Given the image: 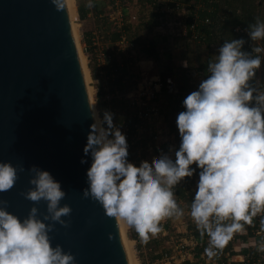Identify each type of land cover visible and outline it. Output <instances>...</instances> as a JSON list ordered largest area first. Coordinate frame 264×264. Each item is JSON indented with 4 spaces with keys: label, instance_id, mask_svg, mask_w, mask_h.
<instances>
[{
    "label": "clouds",
    "instance_id": "clouds-1",
    "mask_svg": "<svg viewBox=\"0 0 264 264\" xmlns=\"http://www.w3.org/2000/svg\"><path fill=\"white\" fill-rule=\"evenodd\" d=\"M51 3L57 10L64 8V0ZM86 6L93 7L94 0H87ZM246 33L251 41L264 40V20L257 17ZM245 43L241 37L219 45L207 75L183 99L184 110L176 116L178 148L161 152L151 164L133 166L114 114L105 110L100 115L95 103L89 105L93 123L82 151L91 162L82 196L147 241L161 231L162 220L184 216L175 189L196 173L187 208L197 229L208 237L204 251L209 258L257 216L264 231V89L256 83L264 62L258 54L264 47L246 51ZM24 171L23 165L0 161V193L10 190ZM27 172L30 187L21 193L33 202L27 215L17 217L6 210L8 202L0 200V264H76L74 255L59 244L53 246L50 238L53 222L68 224L62 219L72 211L68 204L61 205L65 191L49 171L31 165ZM41 201L46 212L38 214L36 204ZM257 250L264 252V241Z\"/></svg>",
    "mask_w": 264,
    "mask_h": 264
},
{
    "label": "water",
    "instance_id": "water-1",
    "mask_svg": "<svg viewBox=\"0 0 264 264\" xmlns=\"http://www.w3.org/2000/svg\"><path fill=\"white\" fill-rule=\"evenodd\" d=\"M89 105L66 1L57 10L51 0H0V161L25 168L0 200L26 216L33 204L21 195L30 187L27 169L47 170L66 193L61 205L72 209L62 217L66 227L53 222L52 245L76 264H128L118 220L82 196L91 162L82 151L93 123ZM36 207L46 212L44 201Z\"/></svg>",
    "mask_w": 264,
    "mask_h": 264
},
{
    "label": "crops",
    "instance_id": "crops-1",
    "mask_svg": "<svg viewBox=\"0 0 264 264\" xmlns=\"http://www.w3.org/2000/svg\"><path fill=\"white\" fill-rule=\"evenodd\" d=\"M102 2L104 3L101 4ZM74 5L76 17L75 21L78 26L79 36L83 49L88 56V68L93 81L96 83V103L98 114L102 115L103 111L105 110L112 112L114 114L113 122L121 127L129 121L131 111L129 107V97L126 94L124 95L123 91L119 90L116 87L117 84L114 83L116 80V72L113 73V69L111 67L112 65L110 63L112 61L106 62L104 64V72H100L101 69L99 68L96 61L97 48H101L102 50L113 54L112 49L115 51L117 43L112 41L110 32L106 29L107 24L102 17L103 12L109 6V3L107 2V0H94V6L89 8L86 6L87 0H74ZM187 8L190 13H194L197 15L198 20H201L199 19V16L200 12L203 9L208 13V16L212 11H214L212 7L205 8L201 3H198L196 7H194V9H190L189 7ZM208 16H205V18L209 19ZM211 23L212 22L209 19V23L202 24L210 27L211 29ZM146 24H148L149 26L148 30L150 32H154V28L157 25L156 15L150 13L149 18L145 20L143 27H146ZM125 26L130 27L126 38L131 41L134 38V27H132L128 23L125 24ZM198 26L200 25L197 24L195 32L199 36L198 40H201L197 42L188 39L187 42L181 41L179 45L185 44L189 45L188 47H190L191 45H206L205 41H207L210 36L208 37L209 34L201 33L200 31H198ZM96 43L98 44V46L96 45ZM251 44V48H254L256 46L264 47L262 43L258 45L253 42ZM258 55L264 57V52L259 53ZM140 64L141 62L135 63L136 69H139L138 66L140 67ZM185 64L187 66H184ZM181 65L184 66L183 68L187 71H191L193 69L192 65L188 64L186 61H181ZM157 66L161 68L158 63ZM259 70H262L264 72V62H262V66ZM257 83L260 88L264 87V74L263 76H259ZM193 87L194 86H192L189 91H182L179 96H176L177 100H181L180 103H177V101L173 102L174 97L166 95L164 92H161L157 95L156 101H159V98L161 96L163 97V105L162 108H159V113L161 112V115L158 114L157 117H153L150 120L149 125L152 130H154V125L159 123L158 121H156L159 116H161L162 120V115H167L168 110L170 109V105L176 103L175 107H180V105H182L183 99L191 91L194 90L192 89ZM106 93L112 95V99L110 101H105L102 98ZM174 119L176 120V117ZM154 120L156 121V123H154ZM168 128L167 139L163 142L164 144H161L166 152H169L170 148L173 150L178 148L180 142L176 123L171 124L170 126H168ZM148 142H150V140H148L146 144ZM134 150L135 147L132 148V154L130 153L128 155L129 160H134L132 158L134 154H136ZM197 180L198 177H196L194 185L191 186V190L193 192H195ZM177 202L181 207L185 209L184 216L182 218H166L165 221L160 222L161 231L156 235H150L147 241H144L140 236H138V234L134 230H130L127 228L125 229L127 238L132 245L136 264H169L165 259L166 256L180 258L178 261L171 262L170 264H181L183 262H187L188 264H225V262H227L229 259H231V261L238 259L239 257L236 256H239V253L245 252V249H240V243L246 242L249 236H251V229H248L249 225L245 226V230L235 233L232 238L225 244V246L217 251L216 256L209 258L204 251L209 244L208 238L201 240L194 237L192 230L194 228L197 229V227L188 214L187 205L182 201ZM192 239L195 244H190ZM260 242L262 241H258V244ZM180 244L184 245V248L182 250H178Z\"/></svg>",
    "mask_w": 264,
    "mask_h": 264
},
{
    "label": "built area",
    "instance_id": "built-area-1",
    "mask_svg": "<svg viewBox=\"0 0 264 264\" xmlns=\"http://www.w3.org/2000/svg\"><path fill=\"white\" fill-rule=\"evenodd\" d=\"M254 1L256 3H261L262 6H264V0ZM133 2L137 4L142 3L150 11V13L156 15L157 25L155 26L154 31H158L157 33L160 35L159 39H156L155 34L152 35L156 48L160 51H167L170 54H172V51L181 41L187 42L188 39L197 42L200 41L201 39L198 40L199 36L195 32V28L198 22H202L204 24L209 23L208 18H204L202 21L198 20L197 15L190 13L187 6L183 4L181 0H133ZM124 5H127V0H114L113 3L105 9L102 17L108 25L107 27L109 29L107 30L109 32L116 31L120 33V40L116 43L115 51H120L122 47H126V50L130 54L134 53L138 55L136 45L133 42H128L125 33H123V27L125 24H135L138 22L137 17L135 15L127 14L125 9H123ZM186 18L189 21H187ZM187 32H189L188 35L186 34ZM233 32L236 34H243L244 30L241 26H236L233 29ZM96 45L98 46L97 43ZM112 52H114L113 49ZM113 57L114 55L112 53H108L101 48H97L96 61L101 69L100 72H104V64L112 61ZM163 66L164 70L169 69L168 73L157 77L155 80L151 78L148 81H138L136 84L137 89L135 90L134 95H131V97L128 98L129 105L134 108V117L137 119V121L133 124H124L120 127L121 132L126 137L128 154L132 152L133 147H135L134 152L137 153L136 143L139 140L137 138V134L142 130H145L144 126H146V122H149L151 118L156 117L159 114V107L156 104L157 95L161 92H164L166 95L174 98L178 95L174 76L171 73L173 72V65L170 61L165 60ZM102 98L105 101H110L112 99V95L106 93ZM148 133L149 135L151 133L150 127ZM142 136L147 137L146 134H143ZM157 140L158 136L155 134L150 139L151 143L146 145V151L153 152V160L158 158L161 152H166ZM136 157L137 158L134 160H129L135 167L137 163L142 162L141 159H138V156ZM165 220L166 219L161 222ZM248 229H251V236H249L246 242L240 243V249H245V252L239 253V256H236L239 257L238 259L232 261L229 259L225 262V264H264V252L257 250L258 241H264V231L260 230V216L254 218L253 224L249 225ZM190 244H195L193 239ZM183 248L184 245L180 244L178 250H182ZM165 259L167 263L170 264L171 262H174V260L178 261L180 258L166 256Z\"/></svg>",
    "mask_w": 264,
    "mask_h": 264
},
{
    "label": "rangeland",
    "instance_id": "rangeland-1",
    "mask_svg": "<svg viewBox=\"0 0 264 264\" xmlns=\"http://www.w3.org/2000/svg\"><path fill=\"white\" fill-rule=\"evenodd\" d=\"M108 2V1H107ZM104 2H102L101 4H103ZM106 5V4H105ZM105 9V7H104ZM123 9H125V11L127 12V14L129 15H135L137 17V21L135 24L131 25L132 27H134V39H132L131 41L136 43V47L139 48L141 46V42L143 43L144 40H149L153 39L152 34L156 35V39H159V34L157 33L158 31H154L150 32L146 27H143V24L145 22V20H147L150 16V11L146 8L145 5L141 4H137L134 3L133 0H127V5H124ZM75 14H72V22L74 24V29L76 32V37H77V42H78V48L82 54L83 60H84V64L85 67L87 68V75H88V87L90 88V92H91V97L93 102L95 103V109L97 110V101H96V93H97V88H96V83L93 81L89 68H88V56L86 55V52L83 49L82 43H81V39L79 36V31H78V26L76 24L75 21ZM152 33V34H151ZM158 35V36H157ZM145 36V38H144ZM128 42H131L127 39ZM256 44H261L262 40H257V41H253ZM189 45H185V44H180L178 46H176V48L172 51V62L171 63L173 65V74H174V81L176 83L177 86V90H178V94H180L182 91H189L191 89L192 86H194L192 89H196L200 78H203L204 76H206V70H207V59L209 58L210 60L214 59V56L216 54L217 48L219 47V44H211V45H191L190 47H188ZM123 49V50H122ZM137 50V49H136ZM129 54V55H128ZM113 55L115 57V60L119 63H121L126 56H131L133 58V60H135V63H139L140 67L138 66L139 69L134 70V76L133 78L127 82L124 86V91L126 93V95H128V97H131V95L133 96L135 93V90L137 89V82L141 81V80H149V79H157V77H160L161 75H163L162 72H164V70H162L161 68H159L157 66L156 61L152 60V59H147L144 58L142 56L137 57V54H130L127 50L126 47H122L120 49V51H114ZM208 59V60H209ZM181 61H186L188 64L192 65V70L191 71H187L186 69H184L181 65ZM202 66V67H200ZM199 68H201V71H199ZM264 72L262 70L257 71L256 74V82H258L259 76H263ZM155 78V79H154ZM192 82H190V81ZM162 100L163 97L161 96L159 98V101H156V104L159 105V108H162ZM177 101V103H180L181 100H177V97L174 98L173 102ZM176 104V103H175ZM175 104L170 105V109L168 110L167 115H162L163 119L161 120V116H159V118L156 120L159 123H157L156 125H154V130H152V128L150 127L149 122H146L144 126L145 130H142L141 132H139L137 134V138L139 139L136 143V150L137 153L134 154V156L132 157L133 159H136L138 156V159H141L142 162L137 163V166H141L144 163H148L151 164L154 160L152 158L153 152L151 151H146V147L145 143L151 139V137L155 134H157L158 136V143L164 144L163 142L167 139V130L169 129L168 126H170L171 124H175V117L177 116V114L180 112V110H183V105H180V107L176 106ZM178 105V104H177ZM98 112V111H97ZM161 115V112L159 113ZM157 117V116H156ZM155 118V117H154ZM156 121L154 120V123H156ZM161 122V123H160ZM149 127L151 129V133L149 135L148 131H149ZM143 134H146L147 137L142 136ZM144 143V144H142ZM151 143V142H148ZM147 143V144H148ZM146 144V145H147ZM155 146V143H154ZM123 225V229H124V237L126 239L127 245H128V251L130 254V258H131V263L132 264H136L135 262V257H134V253H133V249H132V245L129 242V239L127 238L126 235V227L124 224ZM176 260H174L175 262Z\"/></svg>",
    "mask_w": 264,
    "mask_h": 264
},
{
    "label": "trees",
    "instance_id": "trees-1",
    "mask_svg": "<svg viewBox=\"0 0 264 264\" xmlns=\"http://www.w3.org/2000/svg\"><path fill=\"white\" fill-rule=\"evenodd\" d=\"M107 1L110 5L113 3L114 0H107ZM181 2L190 9H194V7H196L198 3L203 4L205 8L208 7L213 8L214 11H212L209 16L207 15L208 13L204 9L200 12V16H199V19H201V21L205 18V16H208L210 21L212 22L211 29L210 27L203 25L202 22L200 23L198 22V25L200 26L197 27V30L200 31L201 33L209 34L208 37L210 36L209 39L205 41L206 46L211 44L220 45L224 40L243 37L246 41L245 45L243 46L244 50L251 51L252 49L251 43H253V41L249 40L246 33V29L250 24L255 23L257 17L264 20V6H262L261 3H256L254 0H181ZM107 26L106 29H109ZM236 26H241L244 30V33L243 34L234 33L233 29ZM146 28L149 29L148 24H146ZM129 29H130L129 26H125V28L123 27V33H125L126 37ZM186 34L188 35L189 32H187ZM110 36L113 42H118L120 40V33L116 31L110 32ZM262 44L264 45V40H262ZM137 49H138L137 57L142 56L144 58L152 59L156 61V63H158L161 66L162 70H164L163 64L165 60L170 62L172 61L171 60L172 54H170L167 51L165 52L158 50L156 48L154 40L152 39H150V41L144 40L143 43L141 42V46ZM114 59L115 58H113L112 62H110L112 65L111 67L113 69V73L116 72V80L114 83L117 84L116 87L119 90L124 91L125 84L129 82L134 76L133 71L136 70L135 60H133L131 56H126V58L121 63L117 62ZM208 59L206 61L207 64L210 61V59L209 60ZM168 70L169 69L164 70V72L162 73L166 74L168 73ZM199 71H201V68H199ZM171 73L174 76L173 72ZM262 88L264 89V87H261V89ZM123 93L124 95L126 94L125 92ZM129 107L131 110L129 121L125 124L130 125L136 122L137 119H135L134 117V108H132L130 105ZM144 147H146V145ZM139 167L140 166H138L137 168ZM192 167H195V165H193ZM196 177L198 176L196 173H194L191 178L186 177L184 180L180 182L179 185H177L175 189L177 201H182L186 203L187 206L190 204L192 196L194 194V192L191 190V186L194 185ZM192 233L194 237L201 240L208 238L207 235H202L201 232L196 228L192 230ZM181 264H188V263L183 262Z\"/></svg>",
    "mask_w": 264,
    "mask_h": 264
},
{
    "label": "bare ground",
    "instance_id": "bare-ground-1",
    "mask_svg": "<svg viewBox=\"0 0 264 264\" xmlns=\"http://www.w3.org/2000/svg\"><path fill=\"white\" fill-rule=\"evenodd\" d=\"M65 1H66V6H67L68 14H69V19H70V23H71V27H72V32H73V36H74V40H75L77 53H78V58H79V62H80V65H81L82 74H83V77H84L86 91H87L88 99H89L90 106H91L92 104H94V102H93L92 97H91L90 88L88 87V84H87V81H88L87 68L85 67L82 54H81V52H80V50L78 48L76 32H75V29H74V24L72 22V14L73 13L75 14L74 0H65ZM118 225H119V230H120V234H121V238H122V243H123V246H124V249H125V252H126V256H127V259H128V264H132L131 263L130 254H129V251H128V245H127L126 239L124 237L123 225H122V223L120 221H118Z\"/></svg>",
    "mask_w": 264,
    "mask_h": 264
}]
</instances>
